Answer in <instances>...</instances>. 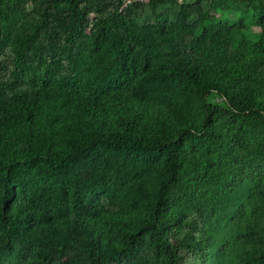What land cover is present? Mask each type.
<instances>
[{"label":"trees","instance_id":"16d2710c","mask_svg":"<svg viewBox=\"0 0 264 264\" xmlns=\"http://www.w3.org/2000/svg\"><path fill=\"white\" fill-rule=\"evenodd\" d=\"M159 1L0 0V264L228 258L264 171V0ZM257 218L227 264H264Z\"/></svg>","mask_w":264,"mask_h":264},{"label":"rangeland","instance_id":"374dc122","mask_svg":"<svg viewBox=\"0 0 264 264\" xmlns=\"http://www.w3.org/2000/svg\"><path fill=\"white\" fill-rule=\"evenodd\" d=\"M192 1L194 0L159 1L156 2V11L174 16L180 3ZM253 1L254 0H207L205 2L210 13L214 14L218 18L226 17L230 20H235L240 15V7ZM152 11L153 10L149 1L144 2L142 8H131L133 18L139 23H142L147 19H151L153 17ZM257 31L258 28L254 26H249L247 29L243 30L245 34ZM244 182L246 193L243 195V200L246 205V214L243 217L237 216L234 221L228 222L226 232L224 234L225 242L227 243L226 251L228 258L225 260L224 264H227V261L232 260L233 255L240 252L245 246L250 245L247 239L244 238L243 229L247 225L248 221H254V219L257 218V211L250 210L249 206H253V202L260 201L264 198V171L258 174H245ZM257 219H259L261 225H264V214Z\"/></svg>","mask_w":264,"mask_h":264},{"label":"built area","instance_id":"2783aa9c","mask_svg":"<svg viewBox=\"0 0 264 264\" xmlns=\"http://www.w3.org/2000/svg\"><path fill=\"white\" fill-rule=\"evenodd\" d=\"M132 1L148 2V1H150V0H122L123 4H122L121 8L127 6V5L130 4Z\"/></svg>","mask_w":264,"mask_h":264}]
</instances>
